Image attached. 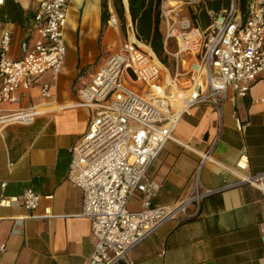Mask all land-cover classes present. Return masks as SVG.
Listing matches in <instances>:
<instances>
[{"label": "crops", "instance_id": "0c3cea01", "mask_svg": "<svg viewBox=\"0 0 264 264\" xmlns=\"http://www.w3.org/2000/svg\"><path fill=\"white\" fill-rule=\"evenodd\" d=\"M16 1L34 13L37 0ZM102 1L108 20L116 16L113 0H70L65 29L71 27L74 39L66 46L60 73L46 72L31 89L17 92V103L2 106L11 111L39 106L47 112L29 126L0 131V201L16 200L0 206V244L5 245L0 264H85L92 254L91 224L81 216L82 191L67 181V174L70 150L88 122V112L75 107L77 91L106 59L101 56L109 39L120 35L117 16L119 31L101 23ZM123 2L126 25L131 19ZM31 22L26 28L0 24V33L11 34V59L20 58ZM43 84L49 85V97L40 94ZM232 96L230 91L222 105L221 133L212 154L216 164L201 169L196 190L195 152L208 146L218 127L212 107L191 109L172 133L194 152L168 142L149 168L148 177L160 185L154 206H171L196 192L204 197L198 212L190 205L131 250V264H264V176L261 189L245 182L264 172V78L245 97L232 101ZM26 189L40 196L32 214L20 202ZM136 200L130 210L138 209Z\"/></svg>", "mask_w": 264, "mask_h": 264}, {"label": "built area", "instance_id": "2783aa9c", "mask_svg": "<svg viewBox=\"0 0 264 264\" xmlns=\"http://www.w3.org/2000/svg\"><path fill=\"white\" fill-rule=\"evenodd\" d=\"M205 2L161 0L163 46L172 59L168 65L137 41L130 21L118 50L81 82L75 107L88 112V122L70 150L67 181L82 191L81 216L91 224L94 245L85 264H131V250L165 222L185 213L190 205L195 204L198 212L204 197L198 192L171 206H154L152 200L160 185L148 177L149 168L168 142L194 152L175 141L172 133L191 109L212 107L218 127L208 146L195 152L196 190L201 169L216 164L212 154L219 142L222 105L228 93H233L232 101L243 98L264 78V0H247L243 15L237 0H230L227 8L217 12L205 9L209 22L203 27L199 18L192 19L187 12L191 9L197 15ZM69 3L37 0L18 60L10 57V32L0 33V131L12 125L29 126L40 115L37 107L11 111L2 106L17 103V92L31 89L46 72L54 77L60 73ZM107 24L120 30L114 15ZM171 45L173 53L167 50ZM40 94L49 97V85L43 84ZM263 176L264 172L245 182L261 189ZM134 200L138 209L130 210ZM12 201L16 200L3 199L0 206ZM20 202L32 214L40 196L26 189ZM4 250L5 245L0 244V252Z\"/></svg>", "mask_w": 264, "mask_h": 264}, {"label": "trees", "instance_id": "16d2710c", "mask_svg": "<svg viewBox=\"0 0 264 264\" xmlns=\"http://www.w3.org/2000/svg\"><path fill=\"white\" fill-rule=\"evenodd\" d=\"M131 22L134 26L135 36L138 42L148 46L156 58L163 64H169V58L163 46V37L160 19L161 0H126ZM230 0H206L200 4L202 10L196 15L193 10H188L192 18H199L203 27L208 25V18L205 9L217 12L221 7L227 8ZM240 13L243 15L246 10L247 0H237ZM113 6L117 18L121 24V30L125 32L124 2L113 0ZM101 23L105 25L108 20L107 5L101 3ZM33 18L31 10H24L20 3L15 0H3L0 4V24H15L26 28V24Z\"/></svg>", "mask_w": 264, "mask_h": 264}, {"label": "rangeland", "instance_id": "374dc122", "mask_svg": "<svg viewBox=\"0 0 264 264\" xmlns=\"http://www.w3.org/2000/svg\"><path fill=\"white\" fill-rule=\"evenodd\" d=\"M26 36L27 35L24 34V38ZM125 37H126L125 32L123 33L122 30H120V35L119 36L113 35L112 39H109L110 43L107 46V53H103L102 54V52H99V55L101 53L102 54L101 57H104V59H105L110 54H114L118 50V48L120 46V43H121L120 40L122 41L123 38H125ZM73 39H74V34H73L72 30H71V27L66 28L64 30V32H63V40H64L65 50H66V46L68 45L69 41H72ZM102 50L105 51L104 46H102ZM167 50H168V52L173 53L174 47L171 45ZM169 60H170V62H172L171 57H169Z\"/></svg>", "mask_w": 264, "mask_h": 264}, {"label": "bare ground", "instance_id": "6f19581e", "mask_svg": "<svg viewBox=\"0 0 264 264\" xmlns=\"http://www.w3.org/2000/svg\"><path fill=\"white\" fill-rule=\"evenodd\" d=\"M2 3H3V0H0V4H2ZM68 107H72V106L69 105ZM37 108H38V110H39L40 115H41V114H45V113L47 112L45 109H43V108H41V107H39V106H37Z\"/></svg>", "mask_w": 264, "mask_h": 264}]
</instances>
